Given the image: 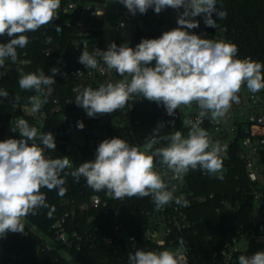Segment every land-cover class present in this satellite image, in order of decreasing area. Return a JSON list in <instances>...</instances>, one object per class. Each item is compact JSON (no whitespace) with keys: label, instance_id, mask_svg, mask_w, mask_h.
Masks as SVG:
<instances>
[{"label":"clouds","instance_id":"9594fccd","mask_svg":"<svg viewBox=\"0 0 264 264\" xmlns=\"http://www.w3.org/2000/svg\"><path fill=\"white\" fill-rule=\"evenodd\" d=\"M117 2L132 15L146 14L149 8L156 14L166 8L183 11L177 18L178 27L158 38L142 39L135 48L127 43L117 46L115 42L107 50L94 48L90 52L84 47L79 63L87 69H97L102 61L107 71L114 70L122 79L96 88H74L75 104L92 118L125 109L134 97L163 106L169 116L193 104L199 111L195 121L184 122L189 129L186 136L174 131L160 137L159 130L165 127L160 123L147 137L143 149L120 137L105 139L99 143L95 159L80 163L70 175L76 182L83 177L93 191H104L116 200L151 197L157 209L173 201L187 207L188 201L175 197L165 178L171 173L173 178L183 180L187 173L199 169L210 176L220 174L217 178L223 179L222 153L227 152L228 145L213 141L201 125L205 118L223 119L232 104L239 103L243 86L253 94L264 90V63L237 58L239 49L233 43L188 31L199 27L195 19L198 16H203L206 27H218L217 21L226 18L227 12L217 9V0ZM60 6L61 0H0V37L9 38L0 43V68L6 60L18 61L17 49L29 44L27 33L49 26L59 17ZM60 31L57 26L56 32ZM51 42V37L45 40ZM28 63L20 61L21 65ZM17 71L19 88L35 93L28 97L31 112H39L47 103L45 89L56 83L54 77L60 70L53 67L50 75L44 70L25 72L23 67ZM8 96L7 90L0 89V98ZM19 99V95L14 97L15 101ZM77 127L83 129L84 124L78 122ZM11 130L19 133L18 139L0 140V238L8 233L24 234V219L35 215L39 208L50 207L41 189L57 190L59 196H64L65 177L69 175L65 169L72 168L68 156L46 157L45 150L56 149L52 132H39L22 117L14 120V126L11 122ZM161 140L165 145L156 147ZM157 160L162 170L157 169ZM51 214L50 210L49 217ZM186 251L185 241L180 238L178 251L137 249L129 254L128 264H185L181 253ZM238 264H264V251L240 255Z\"/></svg>","mask_w":264,"mask_h":264},{"label":"trees","instance_id":"16d2710c","mask_svg":"<svg viewBox=\"0 0 264 264\" xmlns=\"http://www.w3.org/2000/svg\"><path fill=\"white\" fill-rule=\"evenodd\" d=\"M216 7L218 10L227 12L226 18L217 21L218 27H206L203 16H198L195 19L199 21V27L191 29V32L195 34L202 30L218 32L225 36L230 43L238 46V58L249 57L253 61L264 63V0H217ZM166 9L161 13L164 14ZM148 11L154 12L152 8H149ZM68 16L74 23L76 20L86 17V13L80 5ZM213 19H217L215 14H213ZM58 22L63 23L61 32H56L45 26L36 32L27 33L29 44L24 49H17L18 61L10 62L0 77V89L9 92L7 98H0V140L19 138V133L11 130L13 112L21 105L29 103L28 97L35 94L33 91H24L19 88L18 67H23L25 72L44 70L46 75H50L53 67L59 69L67 64L84 66L79 63L81 54L71 51L72 39L76 37L74 26L64 24V17H60ZM165 31L168 30L156 32L136 30L132 47L135 48L142 39L158 38ZM48 37H51L50 44L45 43ZM8 39L6 36L0 37V43H6ZM49 48H53V53L47 56L46 51ZM23 60H27L29 63L21 65L20 61ZM66 88L65 82L58 78L55 91L52 95H47L49 116L44 132H52L54 137H64L65 129L64 125L60 123L58 115L50 112V108L53 106V99L61 96L62 91L64 92ZM17 95L20 97L19 101L14 100ZM136 117L139 123L134 126V130L145 141L160 123L165 124V127L159 130L158 136L160 137L174 131L184 133L185 130L184 119L178 110L174 116H169L163 106H158L155 102L148 100L140 105ZM172 120L176 121L175 126H171ZM252 128L255 134H261L264 137V128L257 126H252ZM246 135H248L246 129L240 127L239 136ZM165 143L161 140L157 147L164 146ZM239 150L240 139L237 138L230 152L228 160L230 166L222 173L223 179L217 178L218 175L203 174L201 171H195L190 175L191 186L195 194L205 199L197 200L190 206L191 226L177 239L179 241L180 238H183L185 241L192 264H238L240 255H252L256 251H264V231H259V224L264 225V184H262L264 183V174H261L262 179L258 183H251L243 168ZM262 157L264 163V153ZM73 170L75 169H65L69 175L65 177L66 184L64 186L67 192L64 196H59L57 190L41 189L46 195V202L50 207L45 208L46 210L42 214L36 212L35 215L28 216L32 220L34 228L29 229L27 236L23 237L20 233H8L6 237L0 238V252L5 254L21 252L25 255L26 264H128L129 254L134 253L137 249L157 251L155 246L144 237L140 223L143 218L142 207L148 203V197L126 198L125 202L121 203L122 208L135 210L136 218L124 222L117 233L112 231L111 225L117 221L113 220L111 216L106 219L109 226H98L96 231L94 225H90L88 229L89 234L92 235L91 238L82 241L80 248L71 250V260H67L62 253L55 249L42 251L39 248L42 243L39 231H47L52 222V215L57 211L61 200L71 197L73 194H79L80 190H86L87 194L93 192L91 188L85 189L82 177L79 182L74 180L70 175ZM61 175L64 176V173ZM256 191L263 194L262 204L256 200ZM77 197L80 198V194ZM226 202L229 203V206L225 205ZM50 210L52 214L49 217ZM256 211L259 213V219L256 217ZM106 236H112V241H106ZM241 237L248 239V247L237 253L236 260L227 263L219 255L221 250L227 247L233 238ZM0 264H4L3 261H0Z\"/></svg>","mask_w":264,"mask_h":264},{"label":"built area","instance_id":"2783aa9c","mask_svg":"<svg viewBox=\"0 0 264 264\" xmlns=\"http://www.w3.org/2000/svg\"><path fill=\"white\" fill-rule=\"evenodd\" d=\"M108 2L109 0L87 2L61 0V6L58 10L59 17L47 27L56 31V27L59 26L62 31L63 23L58 22L60 17H64V24L73 25L76 30V37L72 39L71 43V51L73 53L81 54L84 47H87L90 52L94 48L107 50V46L111 42H115L119 46L121 43L118 40L110 41L106 38ZM80 5H82L86 17H82L72 23L68 15L78 9ZM117 14L121 19L117 30L131 26L134 21L137 22L135 32L136 30L145 32L162 30L160 24L163 13L161 12L159 14L149 11L146 14L137 12L136 15H132L122 4L117 3ZM197 34L202 38L230 43L225 36L218 32L202 30ZM134 37L135 33L130 40V47L134 45ZM107 41H110V43L107 44ZM52 53L53 48L47 49V56H50ZM10 62L11 60H6L5 65L0 68V77ZM59 70L54 79L56 82L58 78L62 79L67 88L64 89V92L62 91L61 96L53 99V106L50 108V112L58 115L60 123L64 125L65 136L55 137L56 149L55 151L45 150L46 157L62 158L63 156H68L72 164L71 169H75L79 167L80 163L94 160L99 143L113 137H120L130 145L143 149L147 141L137 135L134 126L139 123V120L136 119L137 110L146 99L134 97L133 101H129V106L125 109L92 118L83 113L84 109L82 107H78L75 104L76 93L73 89L77 87L81 89L84 87L96 88L102 83L108 81L115 82L122 79V77L114 70L107 71L102 61L97 69H87L85 66L67 64L59 68ZM55 85L56 83L50 88L45 89L48 95H52L55 91ZM238 95L239 103H233L230 111L223 119L213 121L210 117L205 118L201 127L207 130L213 141H219L222 145H228L227 152L222 153L224 162L222 173L228 168L225 164H229L230 152L235 141L237 138L240 139L239 156L243 162V168L248 175V179L251 183L255 184L262 179L261 174H264L262 157L264 153V137L261 134H255L252 126L264 128V90L253 94L247 90L246 86H243ZM191 107L193 111L187 116L178 109V112L184 119L183 126L185 130L183 134L185 136L189 129L184 122L195 121L199 111L194 104ZM15 111L19 114V117L26 119L30 126L36 127L39 132H44L49 116L47 103L37 113L31 112L30 103L21 105ZM78 122L84 124L83 129L77 127ZM175 125L176 121L172 120L171 126ZM240 127L245 128L248 135L240 137ZM73 133L83 134L87 138V142L83 145L76 144L72 138ZM36 143L39 144V140ZM157 169L162 170V166L158 160ZM195 171L201 170L190 171L184 176L183 180L173 178L171 173L165 178L170 190H173L174 196H182L188 201L187 207L177 205L173 201L169 205L157 209L151 197H148V203L142 207L143 218L140 223L144 237L155 246L157 251L163 248L169 251H178V236L184 234L191 226L189 220L190 206L197 200H205L203 197L195 194L192 189L190 175ZM201 172L207 174L206 172ZM81 180L84 182L85 189L90 188L83 177ZM79 194L80 198L77 197ZM79 194L63 198L57 211L52 215V222L48 226L47 231H39V235L42 238L39 248L42 251L50 249L62 250L70 255L71 250L81 247L82 241L91 238L92 235L89 234L90 231L88 229L90 225H94L96 231L98 230V226H109L106 219L111 216L113 220L117 221L116 223H112V231L117 233L124 222L136 218L135 210L122 208L121 203L125 202L126 198L123 201L116 200L109 197L104 191H93L91 194H87L86 190H80ZM256 200L260 204L263 203V194L259 191H256ZM225 205L229 206V203L226 202ZM45 210V208H39L36 212L42 214ZM256 217L259 219L257 211ZM23 222L25 224V232L21 235L25 237L28 235L29 229L34 227L32 220L28 216ZM259 231H264V225L261 223L259 224ZM105 238L108 242L112 241V236H106ZM244 245L248 247V239L246 237L233 238L228 246L221 250L219 255L224 261L231 263L237 259L238 252L247 248L243 249ZM185 247L187 251L181 253L185 258V264H192L187 245ZM0 261H3L4 264H26L25 255L21 252L13 254L0 252Z\"/></svg>","mask_w":264,"mask_h":264},{"label":"rangeland","instance_id":"374dc122","mask_svg":"<svg viewBox=\"0 0 264 264\" xmlns=\"http://www.w3.org/2000/svg\"><path fill=\"white\" fill-rule=\"evenodd\" d=\"M117 0H109L108 2V11H107V25H106V38L110 41L112 40H118L121 44L127 43L130 44L131 38L134 36L135 29L137 22H132L131 26H127L124 29L117 30V26H119V23L121 19L119 18L117 14ZM183 11L181 8L180 10H174L171 8H167L165 13L163 14L162 22L160 24V28L162 30H171L173 28L178 27L177 25V18L180 15V13ZM189 32H191V29H188ZM110 41H107V44L110 43ZM180 112L185 114L186 116L191 114L193 111L192 107H181ZM83 113L86 114V111L84 110ZM19 117V114L15 111L12 116V121L14 124V120ZM73 141L76 144L83 145L87 142V138L81 134V133H73ZM247 245H244L242 248L245 249ZM60 253L67 259L71 260V256L60 250ZM75 264V263H73Z\"/></svg>","mask_w":264,"mask_h":264},{"label":"water","instance_id":"95a60500","mask_svg":"<svg viewBox=\"0 0 264 264\" xmlns=\"http://www.w3.org/2000/svg\"><path fill=\"white\" fill-rule=\"evenodd\" d=\"M226 167H229V164H225Z\"/></svg>","mask_w":264,"mask_h":264}]
</instances>
